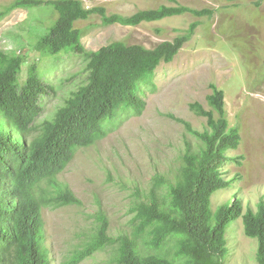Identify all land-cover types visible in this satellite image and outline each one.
I'll use <instances>...</instances> for the list:
<instances>
[{
    "label": "trees",
    "instance_id": "1",
    "mask_svg": "<svg viewBox=\"0 0 264 264\" xmlns=\"http://www.w3.org/2000/svg\"><path fill=\"white\" fill-rule=\"evenodd\" d=\"M171 1L176 4L131 15L109 14L102 5L86 7L83 0H15L1 11L0 17H4L17 9L52 6L59 17L38 38L35 49L43 55L81 54L87 75L55 113L38 124L43 98L57 90L55 85L42 76L36 62L21 82L26 57L0 49V264H52L43 211L82 204L59 174L79 148L102 139L123 113L142 114L144 86L154 83L161 63L175 59L200 21H192L183 34L154 48L113 41L96 51L86 49L84 32L76 24L94 14L101 16L104 25L127 26L185 13L198 18L215 14V9ZM263 1L256 0L254 5L261 7ZM210 87L209 109L199 102L190 105L207 119L203 131L169 115L183 123L201 145L194 149L186 143L173 178L165 174L153 177L144 198L132 208L131 233L110 234L109 218L99 212L66 264H79L106 248L112 250L110 264H227L229 228L239 217L245 235L257 240L258 264H264V198L256 210L248 208L245 213L240 199L216 210L212 207L214 195L231 188L232 180L225 176L224 168L234 160L230 152L240 147L242 135L239 127L230 126L225 91L216 83ZM168 243H173L174 258L165 250Z\"/></svg>",
    "mask_w": 264,
    "mask_h": 264
},
{
    "label": "rangeland",
    "instance_id": "2",
    "mask_svg": "<svg viewBox=\"0 0 264 264\" xmlns=\"http://www.w3.org/2000/svg\"><path fill=\"white\" fill-rule=\"evenodd\" d=\"M14 1L0 0V13ZM176 1L198 9H215V14L212 18H198L185 13L137 26L104 25L101 16L94 14L76 24L84 32L86 49L96 51L113 41L154 48L183 34L192 21H200L175 59L161 63L154 83L144 86L146 106L142 114L123 113L102 139L79 148L60 173L59 179L69 185L82 204L44 209L52 264H66V259L86 239L95 220L93 215L99 212L108 216L110 234L131 233L132 208L144 198L153 177L165 174L173 178L186 143L194 149L201 145L183 123L169 115L185 119L203 131L207 119L197 115L190 105L199 102L210 108L207 96L212 91L211 83L225 91L230 126L239 127L242 135L240 147L230 152L234 160L224 168L225 176L232 180L231 188L218 191L212 207L216 210L240 199L245 213L248 208L256 210L264 198V1L261 7L254 5L256 0ZM83 2L86 7L102 5L109 14L124 15L176 4L171 0ZM58 17L52 6L17 9L0 17V49L26 57L20 81L26 80L29 67L36 62L42 76L57 89L43 98L38 124L51 117L87 75L81 54L70 51L59 56L43 55L35 49L38 38ZM228 237L227 264H258L257 240L245 235L242 217L231 224ZM165 250L174 258L173 243H168ZM111 255V248H106L79 264H110Z\"/></svg>",
    "mask_w": 264,
    "mask_h": 264
},
{
    "label": "clouds",
    "instance_id": "3",
    "mask_svg": "<svg viewBox=\"0 0 264 264\" xmlns=\"http://www.w3.org/2000/svg\"><path fill=\"white\" fill-rule=\"evenodd\" d=\"M64 170H65V169H64ZM64 170H63V171H64ZM59 175H60V174H59Z\"/></svg>",
    "mask_w": 264,
    "mask_h": 264
}]
</instances>
